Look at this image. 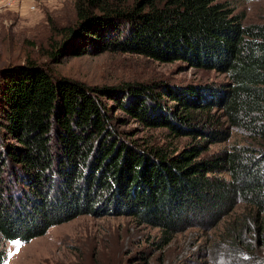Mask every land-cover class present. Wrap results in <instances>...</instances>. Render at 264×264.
<instances>
[{"label": "trees", "instance_id": "16d2710c", "mask_svg": "<svg viewBox=\"0 0 264 264\" xmlns=\"http://www.w3.org/2000/svg\"><path fill=\"white\" fill-rule=\"evenodd\" d=\"M73 11L70 26L52 23L37 57L0 66L1 239L27 244L80 216L114 215L159 228L168 244L237 215L223 241L264 264L248 238L264 247V24L244 25L219 0H73ZM104 53L183 62L228 82L91 86L57 71L68 57ZM114 110L174 142H128ZM234 131L246 144L208 154Z\"/></svg>", "mask_w": 264, "mask_h": 264}, {"label": "rangeland", "instance_id": "374dc122", "mask_svg": "<svg viewBox=\"0 0 264 264\" xmlns=\"http://www.w3.org/2000/svg\"><path fill=\"white\" fill-rule=\"evenodd\" d=\"M219 1L242 16L244 25L264 24V0ZM36 2L37 9L32 12L0 13V66L23 63L28 55L37 57L40 46L46 45L51 35L52 23L70 26L75 19L73 0ZM57 71L91 86L147 83L181 91L207 85L219 87L228 82L223 74L190 68L183 62L160 63L120 53L68 57L58 65ZM163 100L172 108L173 103L167 97ZM113 113L118 119L117 130L128 142L144 146L174 142L165 129H147L123 111ZM177 142L182 147L187 139ZM243 144L246 137L234 131L229 142L213 145L208 154ZM243 207L238 208V213ZM234 218L211 230L201 227L181 230L165 244L164 233L159 228L140 224L130 216L84 215L51 228L46 235L27 244L19 241L17 246L0 237V248L6 252L4 264H255L244 252H230L223 241L225 227ZM248 238L257 246L253 253L264 258V247L252 235Z\"/></svg>", "mask_w": 264, "mask_h": 264}, {"label": "built area", "instance_id": "2783aa9c", "mask_svg": "<svg viewBox=\"0 0 264 264\" xmlns=\"http://www.w3.org/2000/svg\"><path fill=\"white\" fill-rule=\"evenodd\" d=\"M36 9V0H0V13L7 11L32 12Z\"/></svg>", "mask_w": 264, "mask_h": 264}, {"label": "snow or ice", "instance_id": "6c2138e0", "mask_svg": "<svg viewBox=\"0 0 264 264\" xmlns=\"http://www.w3.org/2000/svg\"><path fill=\"white\" fill-rule=\"evenodd\" d=\"M13 243L18 246L20 242L19 241H13Z\"/></svg>", "mask_w": 264, "mask_h": 264}]
</instances>
